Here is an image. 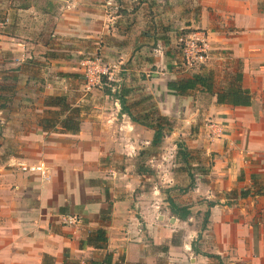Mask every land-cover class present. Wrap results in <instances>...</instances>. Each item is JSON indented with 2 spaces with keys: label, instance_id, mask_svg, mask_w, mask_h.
Wrapping results in <instances>:
<instances>
[{
  "label": "crops",
  "instance_id": "1",
  "mask_svg": "<svg viewBox=\"0 0 264 264\" xmlns=\"http://www.w3.org/2000/svg\"><path fill=\"white\" fill-rule=\"evenodd\" d=\"M0 5V264H264V0ZM193 29L210 51L179 72L177 37ZM95 55L109 75L87 88L79 62ZM193 73L212 74L211 92L167 87ZM238 85L248 105L217 101ZM171 98L189 115L194 183L167 189L160 211L108 172L151 145L145 114L166 113ZM169 200L190 215L179 219Z\"/></svg>",
  "mask_w": 264,
  "mask_h": 264
},
{
  "label": "rangeland",
  "instance_id": "2",
  "mask_svg": "<svg viewBox=\"0 0 264 264\" xmlns=\"http://www.w3.org/2000/svg\"><path fill=\"white\" fill-rule=\"evenodd\" d=\"M183 100L176 102L171 98L166 102L169 105L166 113L161 114L157 108L154 109L157 114L153 117L163 115L166 117L165 123L168 122L171 126V130H166L158 146L152 147L145 142L144 148H140L142 147L140 145L139 148L134 149L135 153L132 151V155L135 156L131 160L120 159L109 162L111 171L108 173L116 185L135 189L136 196L143 191L145 204L149 208L158 206L157 210L160 211L167 210L164 204L165 197L173 193L167 189H182L190 183L189 170L185 169H188V166H185L181 158L175 155L177 151L175 144L188 138L190 130L189 115L185 113V109L181 111V107L185 108ZM154 103L157 105V102ZM151 107L149 103H146L145 109L148 110ZM151 134L152 130L145 127V141H149ZM138 137L141 138L140 133ZM138 137L135 138L139 139ZM201 212H198L199 219L196 225H199L202 220V214L199 215Z\"/></svg>",
  "mask_w": 264,
  "mask_h": 264
},
{
  "label": "trees",
  "instance_id": "3",
  "mask_svg": "<svg viewBox=\"0 0 264 264\" xmlns=\"http://www.w3.org/2000/svg\"><path fill=\"white\" fill-rule=\"evenodd\" d=\"M1 18V16H0ZM193 71V70H192ZM197 84L202 85L203 89H205L208 92H211L212 90V74H202V73H193L191 76L188 78H182V79H176V80H171L167 83V87L170 88L171 90L179 93H184L189 89L195 88ZM117 98L119 99L121 105L123 106V100L120 94H115ZM217 101L218 102H223L226 101L227 103L233 104V105H248L250 103V96L249 92L246 89H243L239 85L237 87H233L232 89H227L223 94L218 93L217 95ZM132 118V117H131ZM165 116H156L153 117L152 115L145 114V126L153 129V135L151 138V146L156 147L158 146L166 132V130H171V126L168 122L165 123ZM66 121L71 119H65ZM47 125V124H46ZM49 125V124H48ZM70 128L71 130H77V127L72 126V125H67V128ZM177 146V157L181 158V160L188 164V159H189V153L184 146L183 142H179L176 144ZM190 177V183L187 185V187H184L182 189H189L193 187L194 179L192 175L189 174ZM181 189V190H182ZM209 205H212L210 203ZM169 208L170 211L177 216L179 219H186L190 215V210L186 205H176L173 203L172 200H169ZM209 211L204 212L202 224H201V229L205 227V224L207 222V217H208Z\"/></svg>",
  "mask_w": 264,
  "mask_h": 264
},
{
  "label": "built area",
  "instance_id": "4",
  "mask_svg": "<svg viewBox=\"0 0 264 264\" xmlns=\"http://www.w3.org/2000/svg\"><path fill=\"white\" fill-rule=\"evenodd\" d=\"M180 50V61L177 71H192L202 65L210 51V41L207 33L202 29H193L181 33L177 37ZM80 73L85 79L87 88L101 83L102 77L108 74V68L104 65L100 56L95 55L80 60ZM23 170L45 171L40 165H20ZM62 222L67 225H75L79 219L72 215H62Z\"/></svg>",
  "mask_w": 264,
  "mask_h": 264
}]
</instances>
